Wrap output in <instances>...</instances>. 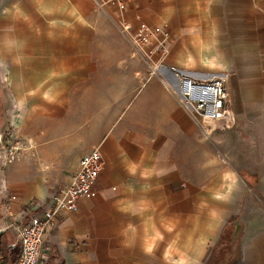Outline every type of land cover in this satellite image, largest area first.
Masks as SVG:
<instances>
[{
	"label": "crops",
	"instance_id": "0c3cea01",
	"mask_svg": "<svg viewBox=\"0 0 264 264\" xmlns=\"http://www.w3.org/2000/svg\"><path fill=\"white\" fill-rule=\"evenodd\" d=\"M103 4L0 0L7 126L24 145L1 170L0 228L50 201L98 147L95 194L54 217L43 264H206L228 221L239 240L230 263L264 264V0ZM155 24L170 37L150 57L133 36ZM146 57L174 70L151 75ZM211 67L226 77L233 121L205 134L176 74L206 79Z\"/></svg>",
	"mask_w": 264,
	"mask_h": 264
},
{
	"label": "built area",
	"instance_id": "2783aa9c",
	"mask_svg": "<svg viewBox=\"0 0 264 264\" xmlns=\"http://www.w3.org/2000/svg\"><path fill=\"white\" fill-rule=\"evenodd\" d=\"M103 1L110 6L121 5V0H94V3L98 7H103ZM131 28L127 21L119 22L122 33H127ZM169 37V30L162 25H142L134 33V47L151 57L156 49L162 53L166 52ZM150 57L144 59L149 74L158 75L159 70L166 67L174 70L161 61L150 60ZM176 77L180 99L204 133V127L208 129L209 126L220 124L223 128L233 121L229 89L224 74L206 79L178 74ZM10 126L15 128L11 123ZM7 136L8 140L13 142L2 144L0 148L2 164L13 161L24 147L22 140L13 136L12 131ZM101 169L102 156L98 147H95L80 157L78 169L69 183L57 187L50 195V201L32 200L19 211V221L9 225L16 232L19 245L18 256L12 264H43L47 258L45 247L47 228L52 225L54 217L59 213L76 210L81 197L95 194L94 185ZM14 245L12 243L11 247Z\"/></svg>",
	"mask_w": 264,
	"mask_h": 264
},
{
	"label": "rangeland",
	"instance_id": "374dc122",
	"mask_svg": "<svg viewBox=\"0 0 264 264\" xmlns=\"http://www.w3.org/2000/svg\"><path fill=\"white\" fill-rule=\"evenodd\" d=\"M131 45V48L133 47V44H130ZM129 45V46H130ZM220 68L219 67H211V68H205V71L207 72H214L216 73L215 75H222V70H219ZM2 85V82H1V69H0V88H1V91H2V95H1V99H0V102L2 104V106L0 107V134L2 136V144L3 145H6L7 143H11L13 142V140L11 141L10 139L8 140V134L10 133L9 131V127L7 126V108L5 107V97H6V91L5 89L1 86ZM10 123V122H9ZM11 128V126H10ZM220 128V124H215V125H212V126H209L208 129L204 127V131H205V134H208V133H211L212 131H218ZM13 132V131H12ZM13 136L14 135V132H13ZM220 151H217L216 153V158L217 160L220 162V163H223L224 162V156L221 155L222 153H219ZM5 164H2L1 163V160H0V179H1V170H2V167L4 166ZM236 177L237 179H241V176H240V173H236ZM248 192L249 194H251L253 192L254 194V190L252 189H248ZM6 200H8V196H4L2 198V201L1 203H3L4 206L1 207L2 209V213H6L7 211V203H6ZM5 201V203H4ZM234 219V218H233ZM4 223H8V219H3ZM8 231V235H9V239H10V246L12 243H14L15 245L11 247V252L12 253V258H15L17 255H18V252H19V245H18V239H17V234L16 232L13 230V228H9L7 229ZM237 244L236 246H238L239 244V240L238 238L236 239V243ZM237 252H233L232 256L228 257L226 260H224L222 262V264H232L233 262L230 263V260L233 261L234 259V256L236 255ZM11 258V257H10ZM4 262V261H3ZM12 264V263H10Z\"/></svg>",
	"mask_w": 264,
	"mask_h": 264
},
{
	"label": "trees",
	"instance_id": "16d2710c",
	"mask_svg": "<svg viewBox=\"0 0 264 264\" xmlns=\"http://www.w3.org/2000/svg\"><path fill=\"white\" fill-rule=\"evenodd\" d=\"M2 91L0 88V99H1ZM2 106L0 102V107ZM233 227H231V224L229 221L225 224V226L222 229V232L213 245L212 251L210 253L209 259L206 264H222L224 260H226L228 257L232 256L233 252H237L238 246L235 244L236 242V230H232ZM227 237V238H226ZM10 239L8 235V231H5L1 238V245H2V251L3 255H5L4 262L2 264H10L13 263L17 256L15 258H12L11 252V246H10ZM10 251V252H9ZM19 253V252H18ZM237 254V253H236ZM11 257V258H10Z\"/></svg>",
	"mask_w": 264,
	"mask_h": 264
},
{
	"label": "water",
	"instance_id": "95a60500",
	"mask_svg": "<svg viewBox=\"0 0 264 264\" xmlns=\"http://www.w3.org/2000/svg\"><path fill=\"white\" fill-rule=\"evenodd\" d=\"M1 146H2V136L0 134V148H1ZM5 231H6L5 229L0 228V242H1V238H2L3 234L5 233ZM0 264H2L1 258H0Z\"/></svg>",
	"mask_w": 264,
	"mask_h": 264
},
{
	"label": "flooded vegetation",
	"instance_id": "af4514ba",
	"mask_svg": "<svg viewBox=\"0 0 264 264\" xmlns=\"http://www.w3.org/2000/svg\"><path fill=\"white\" fill-rule=\"evenodd\" d=\"M2 209H1V204H0V213H1ZM1 217V215H0ZM0 258H1V261L3 262L4 259H5V255H3V251H2V245H1V242H0Z\"/></svg>",
	"mask_w": 264,
	"mask_h": 264
},
{
	"label": "bare ground",
	"instance_id": "6f19581e",
	"mask_svg": "<svg viewBox=\"0 0 264 264\" xmlns=\"http://www.w3.org/2000/svg\"><path fill=\"white\" fill-rule=\"evenodd\" d=\"M213 76H216V75H213ZM213 76H209V77H213Z\"/></svg>",
	"mask_w": 264,
	"mask_h": 264
}]
</instances>
